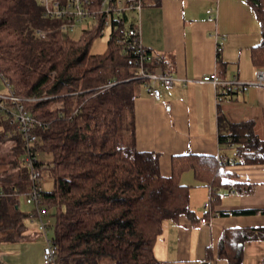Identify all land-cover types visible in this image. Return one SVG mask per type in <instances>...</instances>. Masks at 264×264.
I'll return each instance as SVG.
<instances>
[{
    "label": "trees",
    "instance_id": "16d2710c",
    "mask_svg": "<svg viewBox=\"0 0 264 264\" xmlns=\"http://www.w3.org/2000/svg\"><path fill=\"white\" fill-rule=\"evenodd\" d=\"M68 1L59 0L61 5ZM103 1L89 0L92 23L74 38L62 28L67 18L46 15L41 0H0V72L43 124L32 132L39 137L34 145L38 166L54 180L41 201L52 218L56 264H163L154 245L164 220L193 213L190 186L180 181L181 174L193 170L212 187L211 206L219 200L218 188L237 182L224 157L176 156L172 175L164 176L159 153L137 149L134 99L144 79L137 76L133 51L118 39L138 23L127 10H117V0H108L109 9L101 11ZM159 2L141 0L142 6ZM246 2L261 26L253 62L264 68V0ZM107 26L106 49L93 52L94 40ZM155 66L157 59L149 65ZM219 137L237 144L235 162L264 164V138L253 120L229 122ZM8 140L15 142L10 166L17 173L0 170V243L28 239L32 216L20 206L31 189L26 140L17 123L0 113V142ZM256 236L264 237V227L226 229L219 256L241 264L244 241Z\"/></svg>",
    "mask_w": 264,
    "mask_h": 264
},
{
    "label": "crops",
    "instance_id": "0c3cea01",
    "mask_svg": "<svg viewBox=\"0 0 264 264\" xmlns=\"http://www.w3.org/2000/svg\"><path fill=\"white\" fill-rule=\"evenodd\" d=\"M210 8H217V14L209 13ZM128 13L138 23L143 45L174 76L171 86L159 84V99L151 97L143 84L137 88V149L159 153L164 176L172 175L176 156L224 157L230 161L226 171L234 173L237 182L234 187L218 188L219 200L208 209L211 187L198 180L193 170H185L180 181L190 186L192 216L164 220L154 253L163 264H229L219 256L223 232L264 227V164L235 162L237 144L219 137L229 122L253 120L255 131L264 138V85L254 82L259 67L252 57L261 40L260 22L246 0H160ZM85 21L92 23L90 18ZM213 72L223 82L237 76L248 83L247 89L230 91L226 84L203 81ZM3 84L0 77V91ZM219 90L227 93L220 98ZM202 218L213 224L203 223ZM33 226L28 239L0 243V261L43 264L44 240ZM241 264H264V237L244 241Z\"/></svg>",
    "mask_w": 264,
    "mask_h": 264
},
{
    "label": "built area",
    "instance_id": "2783aa9c",
    "mask_svg": "<svg viewBox=\"0 0 264 264\" xmlns=\"http://www.w3.org/2000/svg\"><path fill=\"white\" fill-rule=\"evenodd\" d=\"M44 5L45 14L49 16H63L67 18L63 29L73 30L76 24L82 23L84 20L91 18L92 13L88 11L87 6L89 0H69L65 5H61L59 0H41ZM108 0H104L101 4V11L109 9ZM118 11H130L138 10L142 8L141 0H137L135 3L128 4L126 0H117ZM209 13L216 15L218 9L210 8L207 10ZM41 35L45 37V33L41 32ZM118 42L125 46L126 50H132L135 55V60L138 66L137 76L144 79L143 85L149 95L154 99H159L162 95V91L159 84L171 86L174 83V76L160 66L154 68L149 67L156 57L153 53L146 48L140 39L139 26H132L128 29L127 36L118 39ZM217 51H222V45L218 44ZM2 78V73L0 72ZM203 81L211 82L216 85L226 84L231 87L233 91H243L247 89V84L237 76H234L232 80L228 82L221 81L216 72L207 74L203 77ZM256 84L264 85V68H258L256 70L255 81ZM223 93L222 90L218 91L220 96ZM0 113L4 116L11 118L12 122H16L18 128L22 131L26 140V154L25 163L29 170V179L31 182L30 195L28 200L32 201L34 206L32 210V221L37 223V227L40 235L43 237L44 246L42 252L43 264H56L57 258V245L51 237L52 218L50 211L42 203L41 196L44 190V171L38 166L37 150L35 144L39 143V137L32 132L33 127L36 125L42 126V122L37 120L22 103V99L12 92L9 85L6 83V90L0 91ZM213 189H210V198L206 202L205 206L211 209V199L213 197ZM203 223L213 224L211 220L202 218Z\"/></svg>",
    "mask_w": 264,
    "mask_h": 264
},
{
    "label": "rangeland",
    "instance_id": "374dc122",
    "mask_svg": "<svg viewBox=\"0 0 264 264\" xmlns=\"http://www.w3.org/2000/svg\"><path fill=\"white\" fill-rule=\"evenodd\" d=\"M89 25L90 24L88 21H85L82 24H76L74 29L71 30L69 34L74 38H79L82 34V29L88 27ZM103 32H104L103 35L99 36L96 40H94V43L92 46L93 52H96V51L100 52L101 50L104 51L106 49L107 41H108L109 33H110L109 26H107ZM5 89H6V85L3 84L1 86V90L3 91ZM14 145H15V142L13 140L0 142V170L2 171V169L4 168L9 169L8 174L17 173V170L11 168L10 166L11 165L10 161L14 158V153H13ZM43 174H44V180H45L43 183V188L45 190L52 189L54 187L53 178L50 177L47 172H44ZM20 206L23 211L31 212L33 210L34 204L32 201L28 200L25 196H22ZM28 223L30 224V226L36 225L37 227V223L35 221H33L32 223L28 221ZM36 240H39V239H36Z\"/></svg>",
    "mask_w": 264,
    "mask_h": 264
}]
</instances>
